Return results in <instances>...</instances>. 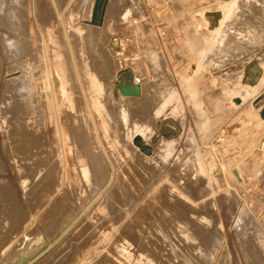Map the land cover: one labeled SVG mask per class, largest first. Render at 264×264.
Returning <instances> with one entry per match:
<instances>
[{"label":"rangeland","instance_id":"1","mask_svg":"<svg viewBox=\"0 0 264 264\" xmlns=\"http://www.w3.org/2000/svg\"><path fill=\"white\" fill-rule=\"evenodd\" d=\"M0 1L5 7L9 2ZM82 3L13 0L18 34L26 39L30 34L38 40L36 64L46 104L43 130L58 143L63 165H67L71 160L64 131L68 123L75 127L80 151L89 156L97 170L92 174L90 195L84 196L78 207L64 210L60 205L52 234L46 223L54 216L46 220L45 211L51 204L44 202L50 192L38 193L33 200L21 185L28 170L39 171L43 165L39 158H25V94L20 82L10 83L8 76L19 52L15 47L8 50L3 37L6 33L17 40V32L3 24L6 11L0 14V182L7 180L5 186L0 184V264H96L107 254L105 264H206L203 252L208 250L218 258L225 243L230 257L237 258L232 264H264L263 106L256 110L264 103V85L253 97L240 102L234 99L242 73L251 61H259L264 43L217 66L202 63L192 69V61L200 60L192 45L210 35L203 13L210 17L218 11V0H118L119 6L112 8L108 16L111 22L103 32L106 38L114 35L111 39L120 43V51L112 53L113 65L108 69L101 55L92 52L98 45L88 47L83 22L75 17ZM127 3L133 5V15L118 19ZM243 16H248L245 9ZM90 30L98 34V40L100 28ZM121 67L134 69L142 86L139 96L124 100L130 108L126 125L131 130L134 121L141 120L156 133L165 123L162 115L167 112L173 116L168 124L177 129V142L168 148L171 155L166 161L160 159L167 149L164 146L152 161L144 160L146 156L139 150L131 151L135 139L127 138V126L118 110L111 108L115 103L112 95V102L106 101L107 96L101 98L95 87L96 76L107 70L113 75ZM21 74H26L25 69ZM60 91L66 93L71 110L64 108ZM170 91L177 93L179 105L174 101L157 117L154 107ZM189 129L193 139L185 152L192 151L203 169L205 188L199 194L195 193L198 180L195 183L190 164L188 168L182 166V179L176 176L182 162L178 165L175 158L178 148L189 139ZM144 177L149 183H143ZM60 181L66 188L65 171ZM144 184L148 186L141 191ZM126 193L135 199H129L131 205L119 222L100 234L85 228L96 218H103L108 204H116ZM207 206L212 207V218L204 211ZM185 207L196 212L193 217L182 211ZM236 216L248 226L249 236L246 232L241 237L234 234ZM26 236L35 246L21 250ZM237 238L241 244L239 240L234 243ZM112 244L128 247L133 255L113 262L116 255L109 250Z\"/></svg>","mask_w":264,"mask_h":264},{"label":"bare ground","instance_id":"2","mask_svg":"<svg viewBox=\"0 0 264 264\" xmlns=\"http://www.w3.org/2000/svg\"><path fill=\"white\" fill-rule=\"evenodd\" d=\"M218 2V6L216 7H219L220 9L213 15H211L210 17H206L207 14L203 13L202 17H204V22L205 25L208 26L207 28L210 31V35L208 37L198 38L197 41H195L196 46L192 45V49L195 48L194 51L197 52L200 56V60L198 59L192 61V69L201 67L202 63H208L217 66L230 57L246 54L247 52L256 49L257 46L264 43V0H218ZM14 5L15 4H13V0H9L6 7L3 6L2 2L0 1V14L3 13V11H6V17L4 18L3 24L6 25L9 30L17 32V34L15 35L17 37V40L12 35H7L6 33L3 36L5 38V41L7 42L6 46L8 50H10V48L14 49L15 47L19 52V57L14 58L12 61L13 67L12 69H10L11 72L8 75L10 76L9 82H20L21 88L25 94V109L27 111L26 124L23 128V137L24 139H26L24 150L26 156L25 158H39L40 162L38 163H42L43 165L39 171L37 170L35 172H31L27 169L28 171L23 177L21 185L25 189V193L28 192L27 195H31L33 200L38 196V193L43 192L44 194H46L50 192L44 201L51 204L47 211H45L47 214L46 220L48 221V219L55 214L56 217H60L61 211L58 210L60 205L64 210H67V208L72 209L79 206V203L82 202L84 196L90 193L91 186L93 185L94 180L92 174L96 175L97 170L92 168V163L91 161H89V156L82 154V152L80 151L81 147L78 145V136L76 135V133H74L75 127L72 129V125L70 127L68 123L64 131L65 140L67 142L66 151L71 160L67 165H63V152H61L58 143L56 144L53 141L51 135L46 134L43 130V117L44 112L46 111V104L45 91L40 82V67H38L36 64L37 59L35 52V43L38 40L36 38L33 40L30 34L26 36L27 39L23 34H18V22L15 16V13L17 14V12H15L16 9L14 8ZM117 6H119L118 0H83L81 8L75 13L76 19L83 22L82 27H84L86 30L84 31V37L85 40L89 42L87 43L88 47L90 48V45L93 44L98 45L97 49L94 48L95 51L92 52L93 54L101 55L102 60L105 62V66L108 65V69L113 65L111 62L112 60H110L112 58V53H117L120 51V43H116L117 41L115 42V37L114 41L111 39L114 35L111 38H106V35L103 32L105 28L104 26L108 22H111L108 16H110L112 8H116ZM133 8V5L128 3L124 8L121 7V9H123L124 11L119 15L121 17H118V19L122 20L127 18L128 16L133 15ZM243 9H245V12L248 14V16L241 17V11ZM208 20L209 23L207 22ZM91 27L98 29L100 28L98 40L96 39V36L98 34L96 32V34H94V32L90 30ZM196 35L198 36V33ZM95 40H97V42ZM24 56L26 57V59ZM260 56L261 57L259 58V61H251L249 63L240 77V85L237 87L236 91L237 96L234 97V99H239L238 102L253 97L258 92L259 87L264 85V59H262L264 58V52L261 53ZM23 57L24 59H22ZM22 68L25 69V75L21 74ZM116 72L117 73L112 75L111 70H107L100 77L96 76L95 87L98 88V92L101 98L107 96L105 98L106 101L112 102L111 99L113 98L115 103H118H111V108L115 107V109L118 110L121 121L126 125L128 111H130V108L124 100L126 98H131L134 96L124 95L123 91L134 90L139 87L141 92L142 86L137 83V80L135 78L136 71L134 69L121 67ZM59 94V99H61V101L63 102L64 108L71 110V106L69 104L66 93L60 91ZM110 95H112V98L110 97ZM177 97L178 95L174 91L166 93L164 98L158 103L156 107H154L156 116L159 117L167 107L173 104L174 101H176L177 105H179V100ZM262 106L264 107V103L260 104L256 108V110L260 111ZM172 117L173 116H171L169 113H164V115H162V120H164L165 123L160 129H158L156 133L150 125H145L147 124L146 121L135 120L134 128L132 130L129 128V124L126 125L127 138L130 139V141L135 139L134 145L131 146V151L134 153L139 150L140 152H142V154H144V156H146L144 160L152 161L155 160L156 151H159L160 148L164 146L167 149H165L164 154H161L160 159L166 161L171 155L168 148H171V146H173L177 142V129L168 124V119ZM173 123H176L175 119H173ZM261 123L264 124V118H262ZM180 128L183 131L184 128L182 126L179 127V129ZM188 136V141L185 144L184 142L182 143L181 149L178 148V157L175 159L178 160V165L181 162L182 163L178 166L181 168L180 171L176 173V176L178 179H182V166L188 168L190 164L194 172L193 175L196 178L195 183L198 180L197 184L199 188L197 190L195 188V193L199 194L205 188L202 177L203 169L200 160H197L194 157L195 154H193L192 151L185 152V149H188V144L193 139V134L190 129L188 130ZM140 159L141 158L139 157V164L141 165L142 159ZM24 164L26 163H23V165ZM175 164H177V162ZM62 171H65L67 176L66 188L63 187V183L60 181ZM144 178L143 183H145L147 179ZM192 180L193 179H190V181ZM5 182L7 183V180ZM1 183L2 182H0V184ZM6 183L3 182L2 184L4 185ZM147 186L148 184H144L141 187V191L144 190ZM188 187L191 186L188 185ZM62 188L65 190L63 191V195H61ZM130 198L132 200L135 199V197H133L131 194L128 195V193L120 196L118 200H116V204H112L110 206L108 204L109 208L107 207L108 210L104 213L103 218H96L94 222L88 223L85 228L87 230H98L97 232H99L100 234L101 232H103V230H106L108 227L114 225L117 221L119 222L122 217L123 211H128V208L131 205V203H128ZM230 210L234 212V206H232ZM182 211L188 212L189 214H191V217H193L192 215L196 213L194 211H190L188 208L186 209V207L182 209ZM204 211H206L211 218L213 217L214 213L211 206H207ZM54 217L53 219H50L52 221L51 223L50 221L48 222V224L46 223V229L49 234L53 233V231L55 230L56 221H58L57 218ZM203 220L208 222V218L205 216ZM240 221L241 220L239 219V217L236 216V222H233L232 224V228H234V234L238 235L240 233L241 237L246 232V235L249 236L250 234L247 229L248 226L246 227ZM100 226L101 229H98ZM26 240L27 241L23 245H21L19 249H25L27 245H29L30 248L35 246V244L31 242L32 238L30 236H26ZM238 240V238L235 239L234 243H237ZM234 246L236 247V245ZM243 247L244 244L242 245V248ZM109 250L116 255L113 262L129 259L133 255L130 252L129 248L124 247L123 245L120 248L117 245L112 244ZM221 252L222 254H220V257H222V260L220 257L217 258L215 255H212L208 250L203 252L205 263L232 264L231 260H237V258L232 259L230 257L231 254L229 252L227 243L224 244V247H222L220 253ZM236 253H238V251ZM247 256H244V258L248 261L249 257ZM107 260H109V254L101 257L100 260L96 262V264H101L103 261L104 264L108 263ZM53 262H55V259L53 260ZM190 262L193 263L194 261L191 259ZM237 263L239 264V261H237ZM50 264L53 263L51 262Z\"/></svg>","mask_w":264,"mask_h":264},{"label":"water","instance_id":"3","mask_svg":"<svg viewBox=\"0 0 264 264\" xmlns=\"http://www.w3.org/2000/svg\"><path fill=\"white\" fill-rule=\"evenodd\" d=\"M254 82H255V79H254ZM123 94L124 95H128V96H134V97L139 96L140 95V88L137 87L134 90L123 91ZM260 115H261L262 118H264V107L261 110Z\"/></svg>","mask_w":264,"mask_h":264}]
</instances>
